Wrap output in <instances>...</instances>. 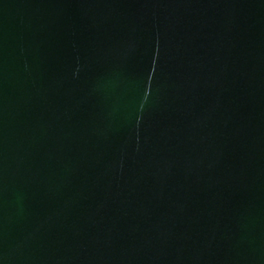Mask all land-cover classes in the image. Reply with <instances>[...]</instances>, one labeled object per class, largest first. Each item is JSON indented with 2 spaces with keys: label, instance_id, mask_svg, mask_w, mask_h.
<instances>
[{
  "label": "water",
  "instance_id": "water-1",
  "mask_svg": "<svg viewBox=\"0 0 264 264\" xmlns=\"http://www.w3.org/2000/svg\"><path fill=\"white\" fill-rule=\"evenodd\" d=\"M0 264H264V0H0Z\"/></svg>",
  "mask_w": 264,
  "mask_h": 264
}]
</instances>
